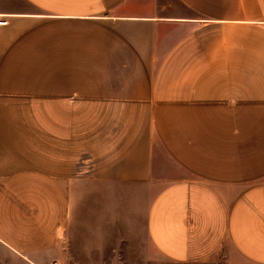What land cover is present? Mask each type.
<instances>
[{
	"label": "crops",
	"instance_id": "0c3cea01",
	"mask_svg": "<svg viewBox=\"0 0 264 264\" xmlns=\"http://www.w3.org/2000/svg\"><path fill=\"white\" fill-rule=\"evenodd\" d=\"M0 264H264V0H0Z\"/></svg>",
	"mask_w": 264,
	"mask_h": 264
},
{
	"label": "rangeland",
	"instance_id": "374dc122",
	"mask_svg": "<svg viewBox=\"0 0 264 264\" xmlns=\"http://www.w3.org/2000/svg\"><path fill=\"white\" fill-rule=\"evenodd\" d=\"M58 263V262H57ZM60 264V263H58ZM152 264H173V263H159V262H153ZM205 264H222V262H213V263H205Z\"/></svg>",
	"mask_w": 264,
	"mask_h": 264
},
{
	"label": "built area",
	"instance_id": "2783aa9c",
	"mask_svg": "<svg viewBox=\"0 0 264 264\" xmlns=\"http://www.w3.org/2000/svg\"><path fill=\"white\" fill-rule=\"evenodd\" d=\"M5 24H7V20L2 17V19H0V25H5ZM52 264H58V263L53 262Z\"/></svg>",
	"mask_w": 264,
	"mask_h": 264
}]
</instances>
